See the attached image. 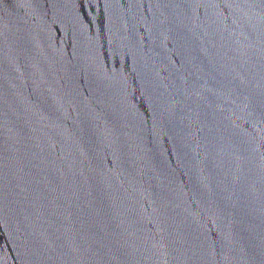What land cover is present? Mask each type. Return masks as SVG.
Masks as SVG:
<instances>
[{
	"label": "water",
	"instance_id": "95a60500",
	"mask_svg": "<svg viewBox=\"0 0 264 264\" xmlns=\"http://www.w3.org/2000/svg\"><path fill=\"white\" fill-rule=\"evenodd\" d=\"M0 264H264V0H0Z\"/></svg>",
	"mask_w": 264,
	"mask_h": 264
}]
</instances>
